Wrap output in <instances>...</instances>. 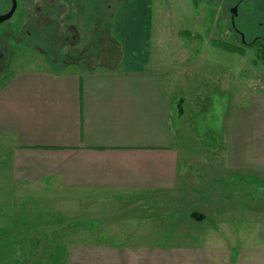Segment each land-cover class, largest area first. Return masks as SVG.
I'll return each mask as SVG.
<instances>
[{"label":"rangeland","instance_id":"obj_1","mask_svg":"<svg viewBox=\"0 0 264 264\" xmlns=\"http://www.w3.org/2000/svg\"><path fill=\"white\" fill-rule=\"evenodd\" d=\"M237 1L235 24L251 42L262 33L264 0H148L145 55L173 82L169 122L182 159L175 189L145 194L68 189L52 178L15 181L12 138L0 132V224L30 220V228L15 233L26 240L11 246L10 264H64L69 244L118 239L145 223L159 234L172 225L188 243L222 236L230 248L264 246V169L227 160L233 111L250 94L264 95L263 39L248 45L230 32L229 9ZM126 2L18 0L13 17L0 24V88L22 70L117 68L123 45L111 27ZM9 6L0 2L2 12ZM224 43L242 51L225 50Z\"/></svg>","mask_w":264,"mask_h":264},{"label":"crops","instance_id":"obj_2","mask_svg":"<svg viewBox=\"0 0 264 264\" xmlns=\"http://www.w3.org/2000/svg\"><path fill=\"white\" fill-rule=\"evenodd\" d=\"M147 9L148 0L117 9V68L22 70L0 88V132L12 138L15 181L52 178L68 189L145 194L176 188L182 159L169 122L173 82L145 55ZM245 101L230 118L227 160L261 171L264 95ZM122 235L71 243L64 264H264V246L230 248L222 236L188 243L172 225L163 234L132 225Z\"/></svg>","mask_w":264,"mask_h":264},{"label":"trees","instance_id":"obj_3","mask_svg":"<svg viewBox=\"0 0 264 264\" xmlns=\"http://www.w3.org/2000/svg\"><path fill=\"white\" fill-rule=\"evenodd\" d=\"M145 28H146V24H145ZM246 39L248 40L249 38ZM220 45L222 46V44ZM222 48L230 51L232 50L242 51L241 50L242 48L233 46L229 43L223 45ZM259 48H260L258 51L259 58L264 62V46H260ZM121 52L122 51L120 50V55ZM20 220L22 221V223ZM28 227L30 228V220L25 221L22 217L19 220H13V221L12 218H7L0 224V264L3 261L4 264H10V262L13 261L12 257L14 256L11 255L13 253H9V250L12 248L11 246H13L16 242H17L16 244L19 245L20 240L23 242H25L26 240L24 237H22V239H16L15 233L18 230H22L23 228L28 229Z\"/></svg>","mask_w":264,"mask_h":264},{"label":"flooded vegetation","instance_id":"obj_4","mask_svg":"<svg viewBox=\"0 0 264 264\" xmlns=\"http://www.w3.org/2000/svg\"><path fill=\"white\" fill-rule=\"evenodd\" d=\"M0 2H7V3H9L10 4V6H9V9H10V7H11V4H12V0H0ZM210 3L212 2V1H209ZM16 3H17V6H16V9H15V11H14V14H15V12H16V10H17V7H18V0H16ZM237 3H238V1L236 2V5L235 6H233V7H236V14H234V16H233V20H232V13H231V9L233 8V7H231L230 9H229V11H230V13H231V34H233V36H235L236 34L237 35H239L240 36V40H241V42L242 43H244V44H257L259 41H261V38L263 39V41H264V24H260L261 26H262V33L261 34H258V35H254V37H253V39H252V41L251 42H249V41H247L246 40V38H249V37H246L245 36V34H244V32L239 28V27H237V25L235 24V17H237V11H238V6H237ZM51 5L54 7V10H55V5L53 4V1H52V3H51ZM92 5V4H91ZM53 7H51V8H53ZM8 9V10H9ZM89 10H90V8H88ZM7 10V11H8ZM7 11H5V12H7ZM5 12H2V10H0V14H3V13H5ZM60 12V10L57 12V13H59ZM13 14V15H14ZM13 15H12V17H13ZM11 17V18H12ZM11 18H9V19H11ZM8 19V20H9ZM8 20H6V21H8ZM6 21H3V22H0V24H3L4 22H6ZM64 24V21L63 20H59V22H56V25H57V30L58 29H60V27L62 26ZM66 29L67 28H70L69 30H73V26H71L70 27V25H65L64 26ZM73 38H75L74 36H71V37H69L68 38V43L71 45L73 42H72V39Z\"/></svg>","mask_w":264,"mask_h":264},{"label":"water","instance_id":"obj_5","mask_svg":"<svg viewBox=\"0 0 264 264\" xmlns=\"http://www.w3.org/2000/svg\"><path fill=\"white\" fill-rule=\"evenodd\" d=\"M16 6H17L16 0H12V4H11L10 9L5 13L0 14V22L6 21L9 18H11L12 15L14 14ZM230 11L232 13V20H233V16H234V14H236V7H233Z\"/></svg>","mask_w":264,"mask_h":264}]
</instances>
